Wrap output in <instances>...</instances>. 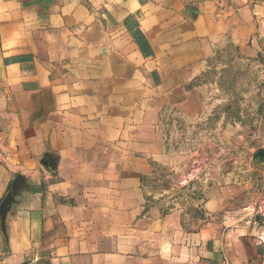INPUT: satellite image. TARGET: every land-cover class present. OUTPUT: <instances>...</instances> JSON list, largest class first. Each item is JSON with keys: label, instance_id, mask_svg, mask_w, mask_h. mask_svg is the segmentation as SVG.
Masks as SVG:
<instances>
[{"label": "crops", "instance_id": "obj_1", "mask_svg": "<svg viewBox=\"0 0 264 264\" xmlns=\"http://www.w3.org/2000/svg\"><path fill=\"white\" fill-rule=\"evenodd\" d=\"M262 45L264 0H0V264H264V211L198 222L143 180Z\"/></svg>", "mask_w": 264, "mask_h": 264}, {"label": "rangeland", "instance_id": "obj_2", "mask_svg": "<svg viewBox=\"0 0 264 264\" xmlns=\"http://www.w3.org/2000/svg\"><path fill=\"white\" fill-rule=\"evenodd\" d=\"M227 62L217 85L202 93L209 107L166 125L171 162L154 164L143 179L164 207L190 211L198 222L264 211V156H255L264 150V45L243 59L230 52Z\"/></svg>", "mask_w": 264, "mask_h": 264}, {"label": "water", "instance_id": "obj_3", "mask_svg": "<svg viewBox=\"0 0 264 264\" xmlns=\"http://www.w3.org/2000/svg\"><path fill=\"white\" fill-rule=\"evenodd\" d=\"M255 156H256L257 159L260 158V157H262V156H264V150H260V151H258V152L255 154Z\"/></svg>", "mask_w": 264, "mask_h": 264}]
</instances>
